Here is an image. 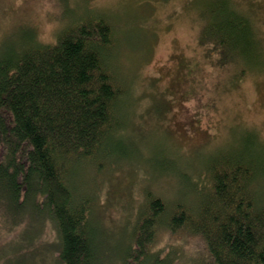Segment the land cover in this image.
<instances>
[{
  "label": "trees",
  "instance_id": "obj_1",
  "mask_svg": "<svg viewBox=\"0 0 264 264\" xmlns=\"http://www.w3.org/2000/svg\"><path fill=\"white\" fill-rule=\"evenodd\" d=\"M229 3L218 14L226 20L224 40L207 38L220 51L226 40L249 56L258 36L251 19ZM114 36L108 19L91 15L66 26L53 44L32 32L0 40V263L264 264V205L252 192L264 177V159L256 154L198 161L194 174L204 171L206 178L196 187L199 175L181 169L164 149L153 158L146 153L141 157L152 170L174 176L175 197L167 202L144 187L121 231L97 219L94 194L75 192L72 178L83 168L102 173L103 163L140 155L123 136L126 94L110 62ZM236 37L244 40L233 46ZM261 57L248 58L247 66L263 68ZM46 224L55 240L35 245ZM163 235L170 236L164 246ZM190 239L198 240L200 253L186 251Z\"/></svg>",
  "mask_w": 264,
  "mask_h": 264
},
{
  "label": "rangeland",
  "instance_id": "obj_2",
  "mask_svg": "<svg viewBox=\"0 0 264 264\" xmlns=\"http://www.w3.org/2000/svg\"><path fill=\"white\" fill-rule=\"evenodd\" d=\"M232 1L258 36L249 56L241 57L226 40L220 51L207 38L223 39L226 20L218 14L230 0H0V40L11 34L18 41L32 32L40 43L53 44L66 26L91 15L114 28L110 62L126 94L120 106L127 113L123 136L140 155L103 163L102 173L83 168L72 178L77 194L95 195L104 214L97 219L107 230L121 231L131 220L144 187L167 202L175 197L174 176L152 170L142 159L146 153L153 158L164 149L181 169L199 175L193 177L196 187L206 178L204 171L194 174L198 161L250 153L264 159V67L247 66L248 58L264 57V0ZM241 40L234 38L232 45ZM225 48L229 53L221 57ZM252 192L264 205V177ZM55 234L46 224L35 245L53 243ZM169 237L163 235L160 244ZM197 241H187L186 251L200 253Z\"/></svg>",
  "mask_w": 264,
  "mask_h": 264
}]
</instances>
